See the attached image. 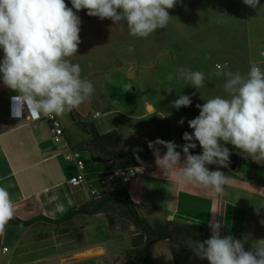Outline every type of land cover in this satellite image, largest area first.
<instances>
[{
  "label": "clouds",
  "instance_id": "clouds-1",
  "mask_svg": "<svg viewBox=\"0 0 264 264\" xmlns=\"http://www.w3.org/2000/svg\"><path fill=\"white\" fill-rule=\"evenodd\" d=\"M0 0V81L16 95L11 97L12 116L27 114L55 118L63 116L89 101L94 94L93 83L81 77V67L73 63L80 44L81 20L76 14L87 9V15L114 24L126 22L131 36L147 38L157 29L166 28L172 9L178 0ZM253 9L261 7L260 0H243ZM73 9L76 11L74 12ZM249 70H229L227 62L217 63L207 79L223 78L227 97L203 99L197 104L199 115L188 121L191 133L184 132L183 145L157 138L148 141L156 165L167 178L173 172L181 183L210 188L222 195L230 177L219 168H227L232 145L244 158L264 165V70L249 61ZM173 75L167 79L171 81ZM175 78L198 92L205 86L206 76L199 70L183 66L176 69ZM169 93L172 90H168ZM192 95H195L193 93ZM192 104V96L179 94L172 101L177 110ZM161 117L163 115L159 114ZM180 124L184 123L181 118ZM200 154L190 150L197 147ZM161 148L166 149L163 154ZM180 149L178 151L177 149ZM133 155L142 166L138 155ZM55 199V197H53ZM15 203L6 187L0 186V232L15 217ZM211 236L206 240L191 241V252L208 264H264V239L256 240L246 250L249 237L236 239L221 234V222L210 221Z\"/></svg>",
  "mask_w": 264,
  "mask_h": 264
},
{
  "label": "crops",
  "instance_id": "crops-1",
  "mask_svg": "<svg viewBox=\"0 0 264 264\" xmlns=\"http://www.w3.org/2000/svg\"><path fill=\"white\" fill-rule=\"evenodd\" d=\"M2 58L3 51L0 50ZM13 95L16 93L0 81V186L6 187L10 193L15 203V216L33 223L28 226L7 224L4 227L0 232V264H80L90 258L130 251L132 247L128 250L124 247L121 251L117 247L121 240L126 242L128 235L115 231L105 214L89 215L80 210L88 209L96 200L92 190L101 192L107 189L109 183L102 184L105 180L96 183L98 174L105 170L127 173L133 166L95 163L88 152L80 151L87 183L83 187L71 186V178L79 173L77 163L67 160V149L59 148L53 142L49 123L45 119L29 121L11 118ZM97 98L92 96L76 111L101 135L121 130L125 142L126 131L114 111L103 113L114 116L110 126L99 122L101 116L94 118V113L100 111ZM151 106L153 111L145 106V111L132 119L145 121L156 115L155 104L151 102ZM59 118L65 127L68 145L77 150L76 147L87 141L89 136L72 121L70 113ZM145 126V131L150 132L151 126ZM190 151L200 154L202 149L197 142V147ZM146 157H141V160L143 167L148 169L147 174L124 178L125 187L132 201L140 206L143 217L150 221L166 219L199 225L210 234L209 222L219 221L222 235H232L236 239L245 235L249 237L246 249L256 240L264 239V185L249 181L237 169L208 165L209 170L219 168L231 178L230 183L225 185L224 193L217 195L210 188L177 181L174 172L166 178L156 165L154 156L152 162ZM138 166L141 165L138 163ZM72 214L69 221L60 225L46 221L60 220ZM89 227L102 230L105 237L88 243ZM77 235L81 236V243ZM4 248L8 251L3 252ZM145 262L175 264L166 243L152 245L148 258L138 264Z\"/></svg>",
  "mask_w": 264,
  "mask_h": 264
},
{
  "label": "rangeland",
  "instance_id": "rangeland-1",
  "mask_svg": "<svg viewBox=\"0 0 264 264\" xmlns=\"http://www.w3.org/2000/svg\"><path fill=\"white\" fill-rule=\"evenodd\" d=\"M65 3L72 7L70 0ZM260 5H264V0H260ZM168 11L172 17L166 28L157 29L147 38L131 36L124 21L114 24L110 19L91 17L87 15V9L76 13L81 20V42L76 55L70 59L80 65L81 77L94 85L93 97H98L100 106L99 122L110 126L114 116L103 114L105 111H114L118 117L126 131L127 152L133 159V149L139 147L143 149L138 153L140 158L147 156L152 162L153 153L147 142L157 138L183 145V133L193 131L188 121L199 115L196 105L216 96L227 97L223 78L207 79L217 63L227 62L229 70L246 74L249 61H264V6L253 9L243 0H178ZM179 66L203 72L205 86L198 92L176 79ZM130 71L134 72L132 78L128 76ZM169 74L174 77L171 81L167 79ZM179 94L192 96V104L178 110L172 107V101ZM151 102L156 106V115L145 121L132 119L144 112L145 106L153 111ZM159 114L164 117L160 118ZM127 117L132 120L127 121ZM181 118L183 124L179 123ZM145 125L151 126L150 132L145 131ZM229 146L231 154L242 156L232 145ZM161 151L166 149L161 148ZM124 176L120 170H105L97 175L96 183L100 184L102 180L112 182ZM111 214L113 229L129 238L126 242L121 240L117 247L120 251L124 247L128 250L132 247L129 244L135 229L118 212ZM89 229L88 243L105 237L102 230ZM78 241L82 242L81 239ZM134 252L131 248L112 256L90 258L80 264H128Z\"/></svg>",
  "mask_w": 264,
  "mask_h": 264
},
{
  "label": "trees",
  "instance_id": "trees-1",
  "mask_svg": "<svg viewBox=\"0 0 264 264\" xmlns=\"http://www.w3.org/2000/svg\"><path fill=\"white\" fill-rule=\"evenodd\" d=\"M72 121L84 130L89 136L88 140L79 144L76 148L81 152H88L95 163H121L138 167V163L127 152L121 130L99 134L94 125L87 122L75 110L70 112ZM230 148L229 145H226ZM249 181L264 185V165L254 162L250 158L239 157L237 167ZM89 215L103 213L107 216L110 226H114V217L111 212H118L119 215L128 221L129 225L135 229L131 238V245L135 254H140L144 259L150 254V247L158 243H166L173 255L175 264H208L207 260L196 258L191 252V241L206 240L210 238L203 227L195 224L170 221L166 219H156L150 221L140 213V206L135 204L128 193L123 178H116L109 183L107 189L101 190V198L86 210H80ZM69 215L60 220H46L57 225L69 221ZM117 216V215H116ZM33 221H22L14 217L8 224L28 226ZM80 240L81 236L77 235ZM247 250V249H246ZM129 259V263L130 264Z\"/></svg>",
  "mask_w": 264,
  "mask_h": 264
},
{
  "label": "built area",
  "instance_id": "built-area-1",
  "mask_svg": "<svg viewBox=\"0 0 264 264\" xmlns=\"http://www.w3.org/2000/svg\"><path fill=\"white\" fill-rule=\"evenodd\" d=\"M259 67H261L262 70H264V61L256 62ZM12 101L10 102V116L12 119H17V120H29V121H38L40 119H45L50 126L51 133H52V140L53 142L59 147V148H66L67 149V154H66V159L67 160H73L77 163V166L79 168V173L71 178L70 180V185L73 187H83L86 185V177H85V163L82 159L81 152L75 149H71L70 146L67 143L66 140V135H65V127L63 126L61 120L59 117L55 118H48L44 116H40L39 118H33L31 115L27 114V110L25 108L23 116L19 118H14L12 116ZM100 116L99 112L94 113V118H97ZM142 166L136 167L134 170H131V172L124 173V178L129 177V176H143L147 174L148 169L146 167H143L141 171H139L138 168H141ZM118 174V173H117ZM123 178V180H124ZM112 179V178H110ZM113 181V180H112ZM107 183H110L109 180L102 181V184L105 185ZM92 195L96 200H99L101 198V192L98 190H92L91 191ZM8 248H4L3 252H7Z\"/></svg>",
  "mask_w": 264,
  "mask_h": 264
},
{
  "label": "water",
  "instance_id": "water-1",
  "mask_svg": "<svg viewBox=\"0 0 264 264\" xmlns=\"http://www.w3.org/2000/svg\"><path fill=\"white\" fill-rule=\"evenodd\" d=\"M129 78H132L134 76V72L130 71L128 74ZM239 163V156L237 154H231L229 159L228 167L231 170H236ZM143 256L140 254H135L133 258L130 260V264H138L143 260Z\"/></svg>",
  "mask_w": 264,
  "mask_h": 264
}]
</instances>
